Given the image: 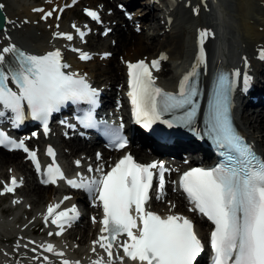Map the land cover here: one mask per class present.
Instances as JSON below:
<instances>
[{
  "label": "snow or ice",
  "instance_id": "obj_1",
  "mask_svg": "<svg viewBox=\"0 0 264 264\" xmlns=\"http://www.w3.org/2000/svg\"><path fill=\"white\" fill-rule=\"evenodd\" d=\"M3 8L0 3V9ZM55 11L45 13L42 18L51 17ZM85 13L92 20L100 19L96 11L85 9ZM72 27L83 39L85 33L75 24ZM208 35L207 31L200 33L197 64L184 75L176 93L156 86V78L152 74L151 69L159 70L160 60L166 59L165 56L153 60L151 65L143 60L127 64V95L136 123L149 128L160 122L169 128L183 126L197 132L193 127L199 110L196 99L200 94L196 82L199 75L197 68L204 63L202 45ZM53 37L68 41L73 39L72 34L63 32H55ZM6 55H11V60H6ZM259 55L264 60V49ZM80 58L90 59L86 53H82ZM68 67L58 49L39 56L26 54L15 45L0 49V105L13 114V126L25 121V105L33 120L45 122L46 131L48 117L65 103L96 105L98 91L85 78L66 72ZM232 75L239 77L241 74L237 71ZM9 81L15 85L16 91L9 87ZM243 81L247 86L249 77L245 75ZM234 86L235 79L230 80L228 75L218 77L208 100L205 120V134L226 150L224 162L210 169L198 167L185 171L179 178V187L192 205L189 210L206 217L214 226L209 240L213 254L211 264H264V159L258 157L234 130L230 118V95ZM166 115H170L171 119H164ZM4 116L5 112L0 111V117ZM80 122L85 127L95 126L92 111ZM109 135L115 147L123 149L126 146V141L116 131H111ZM0 146L23 149L37 172L41 171L36 152L29 151L23 141L17 143L0 131ZM47 155L53 158V163L45 170L43 183L56 184L58 180H66L72 188L85 190L93 203L98 201L102 207L100 235L92 242L96 259L91 260V264H125L126 260L132 264H196L204 251V244L195 231L193 221L180 214L162 217L146 208L154 187V176L158 177L156 198L163 197L165 172L169 171L163 163L140 164L129 154L106 173L102 167L94 170L89 166L88 171L98 172L99 176L88 178L77 174L79 179H66L59 165L55 164V152L51 147L47 149ZM97 159H100L99 154ZM76 164L79 166L80 162L76 161ZM18 186L13 177L9 184L4 185L0 195L14 193ZM59 208L60 204L49 205L44 216L46 225L50 222L58 229L55 233L49 232V236L62 235L65 226H70L79 216L75 206L63 211H58ZM93 223H96L95 217ZM122 237L125 238L121 240ZM97 246L106 258L97 253ZM41 247L48 253L64 257V253L50 243ZM43 259L48 264V256ZM61 264H79V261L62 259Z\"/></svg>",
  "mask_w": 264,
  "mask_h": 264
},
{
  "label": "bare ground",
  "instance_id": "obj_2",
  "mask_svg": "<svg viewBox=\"0 0 264 264\" xmlns=\"http://www.w3.org/2000/svg\"><path fill=\"white\" fill-rule=\"evenodd\" d=\"M138 2L141 8H138ZM0 3L4 5L3 10L7 16L6 28L0 32V49L15 45L20 51L38 56L58 49L63 62L69 65L65 71L84 76L105 96L108 95V99L123 95V92L118 93V86L127 83L128 63L160 59L161 55L166 59L160 60L163 68L155 78L163 88L177 91L183 76L197 64L201 48L200 33L207 31L210 35L204 39L202 45L204 63L199 64L197 70L200 71L206 86L218 68L225 67L232 74L239 71L241 75L235 77L234 88L239 99L244 97L243 77H249L255 91L246 98L241 128L264 157V110H260V106L264 107V79H260V76L264 75V69L262 73L257 74L258 68L264 67V60L259 55L260 50L264 49V0H76L75 3L73 0H0ZM53 9L56 11L51 17L42 18ZM81 9L83 16L79 13ZM85 9L98 10L103 26L100 27L95 20L88 19ZM129 9L136 12L134 26H130L126 18H118L121 11L126 12ZM58 16L61 18L57 19ZM144 21L146 23L142 24ZM73 24L86 32L85 38L79 37L72 27ZM101 28V33L110 30L107 38L97 37ZM139 28L148 32L139 35ZM151 29H154L153 33L150 32ZM55 32L70 33L73 39L68 41L64 38H54ZM96 40L98 43H95ZM82 53L90 57L89 62L80 58ZM107 54L108 57L110 54L111 57L115 56L117 69L112 65L113 57L106 58ZM9 58L10 55H6V60ZM167 68L169 69L166 73ZM98 77L103 78L98 80ZM125 89L126 87L122 90ZM253 97L258 99L257 103L248 101ZM124 115L126 114L122 116ZM237 118L239 120L240 113ZM141 135L143 136L142 133H136L135 138L140 139ZM148 140L153 142L152 139ZM41 141L33 140L32 146L35 150L40 147ZM44 142L48 145L52 140ZM62 144L71 147L74 154L71 160L65 155L64 151L68 149H64ZM62 144L59 147V157L65 161L69 170L79 171L75 168L76 161L95 162L97 146L83 147L76 140L64 139ZM187 145L192 146L191 143ZM131 148L144 163L154 158L144 149L140 150L133 145ZM120 155L122 154L103 151L99 164H107L113 156ZM196 159L198 160L194 155L190 165H183L186 159L181 162L173 159L170 162L172 167L182 166L183 171L196 165ZM0 166V170L6 171L5 175L4 172L0 175V192L13 177L19 184L14 193L0 195V264H46L44 256H48V264H61L62 259L91 264V260L96 259V254L92 252V242L100 233V210L91 209L89 215L82 219L81 225L76 227L79 228L77 232L69 231L64 235L49 236V232L55 233L58 230L52 231L49 225L45 224L44 216L48 206L60 204L58 211H63L71 208L74 198L81 194H63V185L46 187L41 184L21 153H9L0 149ZM17 171H20L21 175ZM173 178L174 175L169 178L167 193L173 202L172 205L163 207V204L159 205L158 201L154 200L151 203L152 209L165 215L181 212L189 214L190 208L186 200L177 193H171L175 190ZM66 195L70 196L69 201H63ZM173 205L175 207H172ZM93 217L96 218V223H93ZM49 243L54 245L57 251L63 252L64 257L44 251L41 246ZM33 248L36 249L35 252L32 251ZM97 253L101 255L98 251ZM198 261L199 259L196 262Z\"/></svg>",
  "mask_w": 264,
  "mask_h": 264
},
{
  "label": "rangeland",
  "instance_id": "obj_3",
  "mask_svg": "<svg viewBox=\"0 0 264 264\" xmlns=\"http://www.w3.org/2000/svg\"><path fill=\"white\" fill-rule=\"evenodd\" d=\"M111 1V0H110ZM113 2V1H112ZM113 6L115 7V3H113ZM129 12H132V10L131 9H129ZM80 14H81V16H83L84 15V12H83V9H81L80 10V12H79ZM122 13V14H121ZM120 16L118 17V18H120V19H124V17H126L125 16V14L123 13V11H121L120 13ZM146 23V21H144L142 24H145ZM130 26H134V23L132 24L131 22H130ZM154 29H151L150 30V32L151 33H153L154 31H153ZM148 32L146 29L144 30L143 28H140L139 29V35H141L143 32ZM102 35H103V33H101V31H99V33L97 34V37H99V38H103L102 37ZM165 35V34H164ZM165 41V38H163V41L162 42H164ZM95 43H98V40H96V42ZM149 43V42H148ZM156 44V43H155ZM113 57V58H112ZM111 58H112V60H113V62H112V65L117 69V67H116V65H117V63H115V61H117L116 59H115V56H112ZM117 57V56H116ZM118 61H120V60H118ZM118 63H120V62H118ZM169 67V66H168ZM168 69L169 68H167V69H165L166 70V73L168 72ZM120 71V70H119ZM99 79L98 80H100L101 78H103V77H98ZM163 79V78H162ZM102 80V79H101ZM121 88V86H118V91H119V89ZM260 106V105H259ZM260 110H264V107L263 106H260ZM62 147H65L64 149H68V150H66V151H64V153H65V155H67V156H69L70 158V160L72 159V157H74V154H73V152H72V149H71V147L69 146V145H64V146H62ZM61 147V148H62ZM62 151L63 150H61V153H62ZM64 153H62V155H64ZM92 156H94V153H93V155ZM70 163L72 164V161H70ZM0 169H1V166H0ZM2 172H4L3 173V175H5V172L6 171H4V170H0V175L2 174ZM7 179V178H6ZM4 187V186H3ZM2 187V188H3ZM172 194H174V191L173 192H171ZM172 202V201H171ZM5 204H4V202H2V206H4ZM163 207H167V206H171L170 205V201H166L165 203H163ZM162 209V208H161ZM79 229V228H78ZM77 229V230H78ZM77 230H76V232H77Z\"/></svg>",
  "mask_w": 264,
  "mask_h": 264
},
{
  "label": "water",
  "instance_id": "obj_4",
  "mask_svg": "<svg viewBox=\"0 0 264 264\" xmlns=\"http://www.w3.org/2000/svg\"><path fill=\"white\" fill-rule=\"evenodd\" d=\"M6 14L3 9H0V32L3 31L6 27Z\"/></svg>",
  "mask_w": 264,
  "mask_h": 264
}]
</instances>
